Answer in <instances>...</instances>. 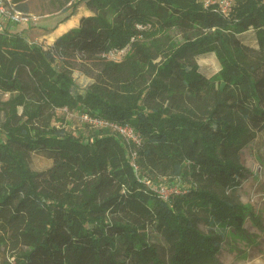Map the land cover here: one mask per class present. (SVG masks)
I'll return each mask as SVG.
<instances>
[{
	"label": "trees",
	"instance_id": "trees-1",
	"mask_svg": "<svg viewBox=\"0 0 264 264\" xmlns=\"http://www.w3.org/2000/svg\"><path fill=\"white\" fill-rule=\"evenodd\" d=\"M82 3L90 13L53 43L0 34V264L216 263L224 229L244 231V149L264 132V0L228 13L66 0L63 22ZM209 54L213 77L198 64ZM76 59L92 78L83 90ZM67 112L129 124L141 143L86 123L77 135ZM35 153L51 166L34 171ZM161 178L180 193L163 199Z\"/></svg>",
	"mask_w": 264,
	"mask_h": 264
},
{
	"label": "rangeland",
	"instance_id": "rangeland-1",
	"mask_svg": "<svg viewBox=\"0 0 264 264\" xmlns=\"http://www.w3.org/2000/svg\"><path fill=\"white\" fill-rule=\"evenodd\" d=\"M65 2L66 0H24L19 3L20 9L24 10L23 6H26L27 12L38 18L36 23L30 24V29L26 32L27 39L44 45L52 43L55 36L76 26L80 15L90 13L85 3H82L78 13L63 22L70 13L66 9L69 4L66 5ZM24 27H26L24 23L10 26L9 32L14 34ZM172 35L174 39H179L176 32ZM80 62V59L74 61L76 68L73 75L76 88L83 90L92 82V78L82 70ZM198 64L208 77L217 75L221 69L215 54L200 58ZM93 67V63L89 62L85 64L84 70ZM65 117L69 123L68 128L75 134L86 133L85 124L80 116L67 112ZM243 163L249 171L246 180H250V183L244 182V187L239 193L240 200L248 211L244 231L224 229V244L214 264H264V132L245 147ZM51 164V160L39 153L32 154L30 158V166L34 171L46 170ZM158 182L166 185L167 190L162 191L165 195L173 192L172 189H168L172 181L161 178ZM202 228L205 230V227Z\"/></svg>",
	"mask_w": 264,
	"mask_h": 264
},
{
	"label": "built area",
	"instance_id": "built-area-1",
	"mask_svg": "<svg viewBox=\"0 0 264 264\" xmlns=\"http://www.w3.org/2000/svg\"><path fill=\"white\" fill-rule=\"evenodd\" d=\"M235 1L236 0H203L205 7H217L224 13H228L232 9ZM37 20V17L31 15L25 10L20 9L19 3L15 2L14 0H0V34L8 32L7 26H15L23 23L29 25L36 23ZM128 50V47H126L122 50L110 51L108 54H104L103 56L115 61H120L128 52ZM80 119L83 123H86L91 127L110 129L112 132L120 135L128 144L133 143L135 145H139L141 143L140 135L136 132L134 127L129 124H120L114 121L100 119L89 114L80 115ZM132 155L133 160L135 161L137 154L134 152ZM134 166L138 170L137 165L134 164ZM148 184L151 186V183ZM152 187L154 191L157 192V194L163 199H168L170 195L180 193V188L177 187H169L168 189H172L173 191L169 195H165L164 192H162L165 191V186L152 185Z\"/></svg>",
	"mask_w": 264,
	"mask_h": 264
},
{
	"label": "crops",
	"instance_id": "crops-1",
	"mask_svg": "<svg viewBox=\"0 0 264 264\" xmlns=\"http://www.w3.org/2000/svg\"><path fill=\"white\" fill-rule=\"evenodd\" d=\"M83 15V14H82ZM82 15H80L79 16V21H78V24L76 25V26H78L79 25V22H80V18H81V16ZM76 26H74V27H76ZM8 27V28H7ZM6 28H7V31H8V33H10L9 31V29H10V26H7ZM15 28V27H14ZM73 28V27H72ZM15 29H17V28H15ZM30 29V24L29 25H26V27H24L23 28V30H17V32H20V34H23L25 37H27L26 36V32L28 31ZM71 28H69V29H67L65 32H67L68 30H70ZM16 32V33H17ZM65 32H63L62 34H64ZM62 34H59V35H57V36H55L54 37V39H53V41H52V43L55 41V39L56 38H58L59 36H61ZM246 181V183L245 184H247V182H249L250 183V180H245ZM244 181V182H245ZM244 182H243V184H242V186L239 188V190H238V194L241 192V189H243V187H244Z\"/></svg>",
	"mask_w": 264,
	"mask_h": 264
},
{
	"label": "bare ground",
	"instance_id": "bare-ground-1",
	"mask_svg": "<svg viewBox=\"0 0 264 264\" xmlns=\"http://www.w3.org/2000/svg\"><path fill=\"white\" fill-rule=\"evenodd\" d=\"M87 9V8H86ZM77 23H78V21H77ZM246 36V35H245ZM251 37V36H250Z\"/></svg>",
	"mask_w": 264,
	"mask_h": 264
}]
</instances>
